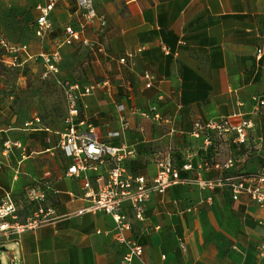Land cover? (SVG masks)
I'll list each match as a JSON object with an SVG mask.
<instances>
[{"label":"crops","instance_id":"0c3cea01","mask_svg":"<svg viewBox=\"0 0 264 264\" xmlns=\"http://www.w3.org/2000/svg\"><path fill=\"white\" fill-rule=\"evenodd\" d=\"M92 7L106 25L93 19L84 37L97 39L103 51L83 43L60 48V73L82 84L109 82L108 91L96 88L81 98L80 117L106 143L135 148L127 160L132 172L153 175L151 151L169 149L180 176L162 193L150 194L142 220L123 203L131 225L123 234L142 246L130 264H264L258 249L264 205L244 191L233 198L227 186L196 183L198 177L264 170V0H92ZM82 19L76 0H61L51 12L52 38L29 52L51 50L62 28ZM29 63L38 64L29 59L16 67ZM145 71L152 75L148 87ZM152 107L159 119L139 114ZM237 113L253 123L244 143L224 135L201 148L203 135H191L195 122ZM15 122L16 115L0 104V198L9 192L20 204L30 187L41 185L54 213L17 236H0V263L124 264L126 247L116 239L112 215L73 213L88 201L81 179L65 175L69 159L56 147L61 128ZM6 140L20 142L25 153L16 146L6 153ZM229 158L233 163L226 166ZM187 161L192 168L185 170ZM203 161L209 165L199 167Z\"/></svg>","mask_w":264,"mask_h":264},{"label":"built area","instance_id":"2783aa9c","mask_svg":"<svg viewBox=\"0 0 264 264\" xmlns=\"http://www.w3.org/2000/svg\"><path fill=\"white\" fill-rule=\"evenodd\" d=\"M61 0H40L35 3L34 35L43 40L54 30L51 20V12ZM82 20L75 24H66L62 33L55 39L54 48L51 50H40L37 53H30L26 43L9 42L0 33V58L6 66L16 67L27 60H34L43 68L42 76H55L59 71L61 59L60 48L63 45L83 43L91 48L103 51V45L97 39L89 40L84 37V30L91 25L93 19H97L100 26L106 25V20L96 14L92 7V0H76ZM261 49H257L260 55ZM121 62L125 58H120ZM143 77L148 87L152 82V75L145 71ZM107 79L98 80L92 83L82 84L77 81H64V95L66 99V113L62 118V127L56 133L58 139L56 147L69 159L65 175L80 178L84 193L83 199L88 204L76 209L73 213L80 215L84 212L103 211L112 215L119 230L116 235L117 241L126 247L122 255V263L130 264L133 258L140 257L142 246L136 240L123 234L129 230L131 225L125 220L122 213L123 203H127L132 209L134 217L142 220L144 218L145 201L151 193H162L167 187L180 180L179 170L173 163L172 153L169 149L164 151L154 149L151 151V158L155 162L156 171L153 175L137 174L127 166V160L136 154L135 148H123L122 146L111 145L98 138L94 134V126L89 121L80 117L81 98L91 94L96 88L107 89ZM259 105L264 108V99H259ZM156 107L139 110V114L145 118L159 119ZM38 117L25 122L26 126L36 127ZM122 127L128 123L122 118ZM253 123L250 118L237 114L221 116L217 119H210L204 123L195 122L191 135L199 137L203 135L201 148L207 147L216 137L224 135L238 143H244L247 139L248 130ZM110 135L116 133L110 132ZM6 153L11 146L21 148L25 153V146L18 141L6 140L3 143ZM232 159H227L225 165H232ZM209 164L203 161L199 167H207ZM185 170L192 168L191 161L183 164ZM43 181V180H41ZM196 183L200 188H214L217 185L227 186L231 189L233 198L240 192H246L250 199L258 205H264V170L257 171L252 175L232 176L227 175L215 180L198 177ZM72 197H76L72 194ZM19 207L28 210L26 217L22 219L18 212L17 202L9 192L0 198V236L9 238L17 236L23 231L34 227L40 222L52 219L53 207L48 203L46 190L41 186L30 187L25 195V200ZM259 252H264V242L258 246Z\"/></svg>","mask_w":264,"mask_h":264},{"label":"rangeland","instance_id":"374dc122","mask_svg":"<svg viewBox=\"0 0 264 264\" xmlns=\"http://www.w3.org/2000/svg\"><path fill=\"white\" fill-rule=\"evenodd\" d=\"M34 18L32 0H0V33L12 42L26 43L31 50L37 51L43 48V41L34 35ZM45 38L51 39L52 35ZM42 70L40 64L29 63L13 68L0 62V104L16 115V124L34 121V117H38L39 125L60 129L66 113L64 81L80 80L63 73V70L55 76L43 77ZM17 205L22 219L24 210L19 203Z\"/></svg>","mask_w":264,"mask_h":264},{"label":"water","instance_id":"95a60500","mask_svg":"<svg viewBox=\"0 0 264 264\" xmlns=\"http://www.w3.org/2000/svg\"><path fill=\"white\" fill-rule=\"evenodd\" d=\"M3 247H0V250L2 249ZM1 264V263H0Z\"/></svg>","mask_w":264,"mask_h":264},{"label":"trees","instance_id":"16d2710c","mask_svg":"<svg viewBox=\"0 0 264 264\" xmlns=\"http://www.w3.org/2000/svg\"><path fill=\"white\" fill-rule=\"evenodd\" d=\"M0 55H1V50H0Z\"/></svg>","mask_w":264,"mask_h":264}]
</instances>
